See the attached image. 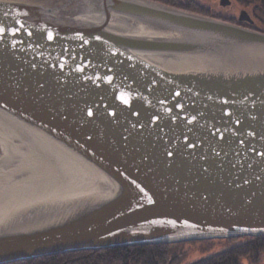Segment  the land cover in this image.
I'll return each mask as SVG.
<instances>
[{"label":"water","instance_id":"1","mask_svg":"<svg viewBox=\"0 0 264 264\" xmlns=\"http://www.w3.org/2000/svg\"><path fill=\"white\" fill-rule=\"evenodd\" d=\"M0 27V112L74 176L0 200V264L264 235V32L154 0H0ZM204 54L240 62L142 56Z\"/></svg>","mask_w":264,"mask_h":264},{"label":"bare ground","instance_id":"2","mask_svg":"<svg viewBox=\"0 0 264 264\" xmlns=\"http://www.w3.org/2000/svg\"><path fill=\"white\" fill-rule=\"evenodd\" d=\"M106 25L124 32H146L116 17H111ZM142 56L159 66L177 71L202 70L234 64L235 61L240 62L232 58L220 59L207 54L195 57ZM0 147V200L4 201L13 194H22L26 191L28 193L29 188L46 184L47 179L53 174L57 179H63L62 181L74 178L73 164L67 157L2 112H0Z\"/></svg>","mask_w":264,"mask_h":264},{"label":"trees","instance_id":"3","mask_svg":"<svg viewBox=\"0 0 264 264\" xmlns=\"http://www.w3.org/2000/svg\"><path fill=\"white\" fill-rule=\"evenodd\" d=\"M156 1L189 10H198L203 14H207V10L196 0H185L183 2L177 0ZM236 1L251 9L255 17L254 23L247 26L264 32V0ZM256 12L258 13L256 14ZM217 18L219 17L217 16ZM227 20L229 22L234 21L231 18ZM225 240L229 243L228 247L199 258L190 264H240L242 258H251L256 262L258 255L261 252L264 253V235L227 238ZM183 243L185 242L73 251L6 264H180L182 257L185 255V252L180 249Z\"/></svg>","mask_w":264,"mask_h":264},{"label":"rangeland","instance_id":"4","mask_svg":"<svg viewBox=\"0 0 264 264\" xmlns=\"http://www.w3.org/2000/svg\"><path fill=\"white\" fill-rule=\"evenodd\" d=\"M154 1H156V0H154ZM177 1L183 2L185 0H177ZM196 1L199 2L200 5H202L204 7V9H206L208 11V12L206 11L207 14H203V13L199 12L198 10H191V9L189 10V9L181 8V7H178L175 5H171V4H167V5H171V6L180 8V9L199 13V14H202L205 16H212V17L214 16L216 18L218 16L219 17L218 19H222V20H227V19L231 18L234 20V21H232L234 23H236V21H237L239 12L241 10H245L249 13L252 20H255V17L253 15L251 9L246 8L243 5L239 4L236 0H230V4L227 6H221L219 4V0H196ZM257 13L258 12H256V14ZM242 24H243V26L248 25L246 23V21H244ZM225 239H227V238L207 239V241H203V240L201 241L200 240L201 242L188 241L191 243H186V242L183 243L180 246V249L183 252H185V255L182 257L180 264H190L191 262H194V261L198 260L199 258H202L206 255L212 254L213 252H216L218 250H221V249L228 247L229 243ZM240 261H241L240 264H264V253L261 252L258 255L256 262L251 258H242Z\"/></svg>","mask_w":264,"mask_h":264},{"label":"snow or ice","instance_id":"5","mask_svg":"<svg viewBox=\"0 0 264 264\" xmlns=\"http://www.w3.org/2000/svg\"><path fill=\"white\" fill-rule=\"evenodd\" d=\"M4 31H5L4 27H0V33H4ZM13 35H15V33H13ZM29 35H31V33H29ZM51 38H52V37H51V34H49V39H51ZM0 39H2V36H0ZM97 39H99V37H97ZM88 115L91 116V115H92V112L89 111V112H88ZM167 155H168V156H171V155H172V152L169 151V152L167 153Z\"/></svg>","mask_w":264,"mask_h":264},{"label":"flooded vegetation","instance_id":"6","mask_svg":"<svg viewBox=\"0 0 264 264\" xmlns=\"http://www.w3.org/2000/svg\"><path fill=\"white\" fill-rule=\"evenodd\" d=\"M237 22V21H236ZM244 21H239L238 23H240L241 25H243L242 23H243ZM248 25H252L253 24V22L252 23H248V22H246Z\"/></svg>","mask_w":264,"mask_h":264}]
</instances>
